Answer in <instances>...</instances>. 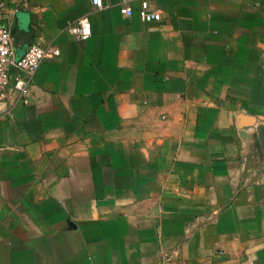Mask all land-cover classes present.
I'll return each mask as SVG.
<instances>
[{
	"label": "crops",
	"instance_id": "1",
	"mask_svg": "<svg viewBox=\"0 0 264 264\" xmlns=\"http://www.w3.org/2000/svg\"><path fill=\"white\" fill-rule=\"evenodd\" d=\"M147 1L0 0V264H264V0Z\"/></svg>",
	"mask_w": 264,
	"mask_h": 264
},
{
	"label": "built area",
	"instance_id": "2",
	"mask_svg": "<svg viewBox=\"0 0 264 264\" xmlns=\"http://www.w3.org/2000/svg\"><path fill=\"white\" fill-rule=\"evenodd\" d=\"M104 0H90L94 9L103 7ZM131 2H138L137 16L143 23L157 22L161 18L160 11L152 9L147 0H118L121 15L130 17L133 10ZM67 32L75 40H85L90 36V23L87 17L83 16L67 27ZM58 55L55 48L44 49L39 45L29 46L23 56L18 60H13V50L10 42V34L6 28L0 25V101L6 97V87L9 81L8 69L13 66L17 74L13 78V89L23 96L26 93V82L18 74L20 72L32 73L36 67L47 57Z\"/></svg>",
	"mask_w": 264,
	"mask_h": 264
}]
</instances>
